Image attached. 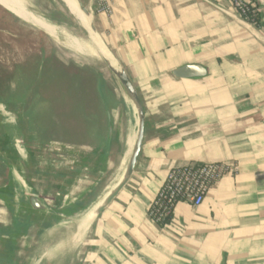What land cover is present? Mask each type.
<instances>
[{"label":"crops","instance_id":"obj_1","mask_svg":"<svg viewBox=\"0 0 264 264\" xmlns=\"http://www.w3.org/2000/svg\"><path fill=\"white\" fill-rule=\"evenodd\" d=\"M23 2L52 30L26 23L93 77L71 95L69 129L23 98L0 103V264H264V23L235 17L230 0H80L145 117L131 178L88 221L123 172L135 113L75 0ZM185 65L206 76L174 77ZM207 161L233 169L201 205L178 201L166 222L151 219L169 168Z\"/></svg>","mask_w":264,"mask_h":264},{"label":"rangeland","instance_id":"obj_2","mask_svg":"<svg viewBox=\"0 0 264 264\" xmlns=\"http://www.w3.org/2000/svg\"><path fill=\"white\" fill-rule=\"evenodd\" d=\"M11 13L0 5V97L9 99L10 104L23 98L25 106H33L34 112L47 109L42 120H55L69 129L75 121L69 110L71 95L82 89L89 91L93 76L79 69L65 53L58 54L56 46L27 24L32 12ZM7 173L0 160V187L7 183Z\"/></svg>","mask_w":264,"mask_h":264},{"label":"built area","instance_id":"obj_3","mask_svg":"<svg viewBox=\"0 0 264 264\" xmlns=\"http://www.w3.org/2000/svg\"><path fill=\"white\" fill-rule=\"evenodd\" d=\"M259 1L260 7L249 0H230L238 18L241 19V14L259 12L264 21V0ZM232 169V166L223 162L213 161L171 166L150 205L148 210L150 218L158 223L166 222V219L172 216L178 201L190 203L193 206L201 205L210 188Z\"/></svg>","mask_w":264,"mask_h":264},{"label":"water","instance_id":"obj_4","mask_svg":"<svg viewBox=\"0 0 264 264\" xmlns=\"http://www.w3.org/2000/svg\"><path fill=\"white\" fill-rule=\"evenodd\" d=\"M75 1L78 5L79 11L84 16V18L88 23L90 34L92 36L94 43L98 47L103 62L105 63L107 69L111 72V74L116 78V80L122 87L127 99L129 100L134 110L136 117V135L130 155L124 167V170L120 175L119 179L116 181V183L108 190V192L100 199V201L91 210L88 216V221H92L96 219L110 205V203L114 200V198L119 194V192L124 188V186L128 183L129 179L131 178L142 148L145 117H144V110L141 99L127 72L121 65L113 63L112 59H109L106 56L105 53L107 51L100 40V36L94 26L90 12L80 2V0H75ZM209 3L212 4L211 2ZM235 17H237L236 14ZM173 76L177 78L199 79V78H204L206 76V70L204 69V67L199 65H185L176 69L173 72ZM29 204L34 210L45 209V206L43 205L41 200L35 195L29 197Z\"/></svg>","mask_w":264,"mask_h":264},{"label":"bare ground","instance_id":"obj_5","mask_svg":"<svg viewBox=\"0 0 264 264\" xmlns=\"http://www.w3.org/2000/svg\"><path fill=\"white\" fill-rule=\"evenodd\" d=\"M21 3H24L23 0H0V5L2 7H4L6 10H8L9 12H13V11H15V12H23V11H26L25 6L23 4H21ZM27 19H28L29 23H31L32 25H34V26H36L38 28H43V29H46V30H49V31L52 30L51 25L46 20L41 18L40 16H37V15L32 13L29 17H27ZM25 21H26V19H25ZM105 54H106V56L109 59H112L111 56L108 54V52H106ZM112 62L115 63L113 59H112ZM135 135H136V133L135 134L133 133L132 139H131V141L129 143V146L133 145V143H134L133 140L135 138ZM90 212L86 216V220H88V216H89Z\"/></svg>","mask_w":264,"mask_h":264},{"label":"trees","instance_id":"obj_6","mask_svg":"<svg viewBox=\"0 0 264 264\" xmlns=\"http://www.w3.org/2000/svg\"><path fill=\"white\" fill-rule=\"evenodd\" d=\"M241 19L243 21H246L254 26H259L261 25L262 23H264V21L262 20V14L261 13H252V12H248L247 14H241L240 15ZM9 99H3L0 97V103H7ZM169 218L166 219V221L168 220ZM3 227L0 225V243H1V235H2V231H3Z\"/></svg>","mask_w":264,"mask_h":264}]
</instances>
